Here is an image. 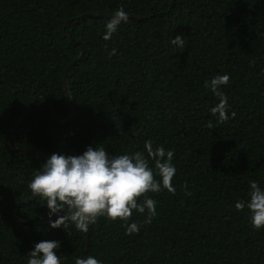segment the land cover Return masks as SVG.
<instances>
[{"label": "trees", "instance_id": "16d2710c", "mask_svg": "<svg viewBox=\"0 0 264 264\" xmlns=\"http://www.w3.org/2000/svg\"><path fill=\"white\" fill-rule=\"evenodd\" d=\"M121 5L129 20L105 40ZM218 74L222 123L205 87ZM148 140L177 168L175 194L148 193L151 223L134 210L132 235L106 217L87 233L49 226L28 184L51 154L147 157ZM252 180L264 187V0H0V264H27L42 240L61 242L62 264H264V228L235 208Z\"/></svg>", "mask_w": 264, "mask_h": 264}, {"label": "clouds", "instance_id": "9594fccd", "mask_svg": "<svg viewBox=\"0 0 264 264\" xmlns=\"http://www.w3.org/2000/svg\"><path fill=\"white\" fill-rule=\"evenodd\" d=\"M129 20V14L121 5L108 20L104 39L112 37L122 22ZM179 49L185 48L182 35H176L171 41ZM113 49L109 55H115ZM230 81L229 74H218L205 81V87L210 88L219 97V103L211 108V113L218 116L219 122H225L228 116V97L220 91L221 86ZM235 112H232V117ZM209 127H212L209 121ZM144 152L132 154L110 155L106 148L97 145L88 146L81 155H68L54 152L33 174L28 184L32 197L44 201L48 208L47 216L51 228L65 229L70 224L78 231L87 233L89 227L100 217L111 221L117 219L124 222L126 234L139 233L141 225L137 222L128 223L134 210L143 214L147 212L144 223H151L158 215L157 201L148 193H159L164 189L175 194L173 179L177 168L173 163V150H166L163 145L153 147V141L148 140ZM149 157L154 161L150 166ZM159 177V179L157 178ZM185 195H192L187 184L184 185ZM250 199L237 200L235 208L250 211L251 224L256 230L264 228V187L256 180L250 182ZM142 198V200H141ZM59 215L51 220L53 215ZM61 247L58 240H42L34 245L28 253L27 264H62V258L55 251ZM74 264H103L101 259L89 255L76 257Z\"/></svg>", "mask_w": 264, "mask_h": 264}, {"label": "water", "instance_id": "95a60500", "mask_svg": "<svg viewBox=\"0 0 264 264\" xmlns=\"http://www.w3.org/2000/svg\"><path fill=\"white\" fill-rule=\"evenodd\" d=\"M68 70H69V68L67 69V71H68ZM65 90L67 91V85H66V82H65ZM32 108H33V105H31V107L25 112V114L28 113ZM18 121H19V120H17V122H18ZM17 122L15 123V125L17 124ZM15 125H14V126H15ZM13 129H14V128L11 129V132L13 131ZM11 132H10V133H11ZM9 135H10V134H9ZM7 141H8V138H7ZM61 213H62V212H61ZM61 213H59V214H57V215H53V216L51 217V220H53V219H55L56 217H58Z\"/></svg>", "mask_w": 264, "mask_h": 264}]
</instances>
